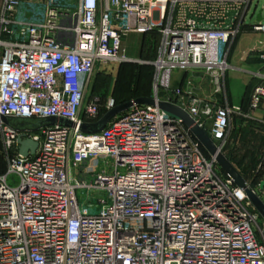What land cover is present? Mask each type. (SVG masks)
<instances>
[{
  "label": "built area",
  "instance_id": "1",
  "mask_svg": "<svg viewBox=\"0 0 264 264\" xmlns=\"http://www.w3.org/2000/svg\"><path fill=\"white\" fill-rule=\"evenodd\" d=\"M41 4L27 20L24 5ZM252 0H4L0 11V264H264V152L238 186L190 127L159 102L185 110L225 154L235 117L255 120L263 69L248 109L228 101L231 43ZM264 34V19L252 25ZM131 32L160 36L154 104H134L95 133L82 131L117 106L87 101L98 63L128 57ZM205 70L212 101L172 87L174 70ZM66 118L73 126L39 123ZM38 142L24 156L17 139ZM256 174L254 176H256ZM14 176V179L10 178Z\"/></svg>",
  "mask_w": 264,
  "mask_h": 264
},
{
  "label": "rangeland",
  "instance_id": "2",
  "mask_svg": "<svg viewBox=\"0 0 264 264\" xmlns=\"http://www.w3.org/2000/svg\"><path fill=\"white\" fill-rule=\"evenodd\" d=\"M260 12H262V16L264 17V0H252L247 15V21L256 22ZM148 38L149 36H146V39ZM156 40L157 37L152 35L145 44H143L141 38L132 44H125L128 50V59L121 63H98L89 84L86 96L87 101L95 96L100 97L104 101L108 97L127 99L136 95L153 93L155 68L152 60L156 53ZM139 59L142 60L138 61ZM177 75L182 77L183 72H175L173 74L174 81ZM239 77L237 78L238 83L235 82L231 84L233 81L231 78L228 82V86H233L236 91H241L243 88V83L240 81ZM248 126L246 132L249 133L251 137L246 135L244 139L242 138L240 141H233L234 151H231L228 146L225 153L230 156L236 167L242 171L248 179L254 180L257 174L253 170L258 167L264 152V134L253 129L250 125ZM5 167L6 158L2 152L0 137V174L4 172L3 169ZM255 174L256 176H254ZM10 179L13 180L14 176Z\"/></svg>",
  "mask_w": 264,
  "mask_h": 264
},
{
  "label": "crops",
  "instance_id": "3",
  "mask_svg": "<svg viewBox=\"0 0 264 264\" xmlns=\"http://www.w3.org/2000/svg\"><path fill=\"white\" fill-rule=\"evenodd\" d=\"M31 1L41 2L42 0H31ZM3 2L4 0H0V11ZM42 13H43V6H41V4H34L27 2L24 5V7L21 9L20 16L21 18L27 20H36L41 17ZM256 22H258V17ZM256 22L254 23L248 22L246 16L245 24L241 32L236 36V38L233 39L231 43V50H230L231 55L228 58L229 68L226 74V89L228 93V101L231 104H240L244 107V109H248L249 107L250 96L255 84V79H253L252 73L263 69V65L259 57L252 56L253 50H257V53H259V51L264 50V34L252 30V25L255 24ZM152 35L157 37L156 53L152 60L154 61L157 56V48L160 40V36L157 33H141V32L129 33L123 38L122 41L123 51L127 55L128 50L125 44H132L136 42L139 38H141L143 44H145ZM146 36H149V38L146 39ZM141 60L142 59H139L138 61ZM175 72H183V76L180 77L179 75H177L174 81L173 74ZM238 77L240 78V81L243 83V88L241 91H236L234 90L233 86L232 87L228 86L229 85L228 82L230 78L231 80H233L231 84H234L235 82L238 83L237 82ZM171 82L173 88L181 87L185 91L192 92L195 95L202 97L204 99L219 101V102L225 101L222 95L215 94V88L212 79L205 70L202 69H193L189 71L174 70L172 73ZM249 86L250 88L248 89ZM153 93H151L148 97H152ZM233 125L235 132L233 131L232 142L229 145V149L231 151H234L233 141L235 140L240 141L242 140V138L244 139L246 135L251 137L250 134L246 132L247 127H249L248 125L253 127V129L264 134V101L262 103L261 108L256 112L255 120H244L242 118L235 117L233 120Z\"/></svg>",
  "mask_w": 264,
  "mask_h": 264
},
{
  "label": "water",
  "instance_id": "4",
  "mask_svg": "<svg viewBox=\"0 0 264 264\" xmlns=\"http://www.w3.org/2000/svg\"><path fill=\"white\" fill-rule=\"evenodd\" d=\"M264 17L260 12L258 14V21H262ZM155 99L152 97H138L133 100L126 101L124 103L118 104L108 112L104 114V116L94 123H83L81 126L82 131L87 133H95L103 130L109 121L117 116L118 114L123 113L124 111L130 109L134 104H154ZM160 107L171 114L174 117L182 119L185 124L190 127L191 131L195 135V137L199 140L205 150L213 156H216L217 162L223 171L228 174L235 183L240 187H246V179L241 174V172L237 169V167L232 163V161L221 151L218 150V146L216 143L210 138L208 133L200 127L198 124L195 123L194 119L182 108L179 106L166 102L160 101ZM1 120L6 123L10 124V118L7 116L1 115ZM39 123H48L51 125H64V126H73V122L66 119V118H59V117H49L40 121ZM17 143L19 145V152L20 154L27 156L29 152H35L36 148L38 147V142L33 141L31 139H24L22 136H19L17 139ZM247 194L255 207L261 212L264 216V203L262 199L255 194L252 190L247 189Z\"/></svg>",
  "mask_w": 264,
  "mask_h": 264
},
{
  "label": "trees",
  "instance_id": "5",
  "mask_svg": "<svg viewBox=\"0 0 264 264\" xmlns=\"http://www.w3.org/2000/svg\"><path fill=\"white\" fill-rule=\"evenodd\" d=\"M250 88V86L248 87V89ZM151 93H148V94H142V95H136V96H133V97H130V98H127V99H122V98H115V101H116V104H121V103H124L126 101H129V100H132V99H135V98H138V97H148ZM145 95V96H143ZM225 155L232 161V163L235 165L234 161L230 158V156H228L226 153ZM236 166V165H235ZM6 168V167H5ZM5 168H4V171H5ZM238 169V168H237ZM239 170V169H238ZM240 171V170H239ZM242 175L246 176L242 171H240Z\"/></svg>",
  "mask_w": 264,
  "mask_h": 264
}]
</instances>
